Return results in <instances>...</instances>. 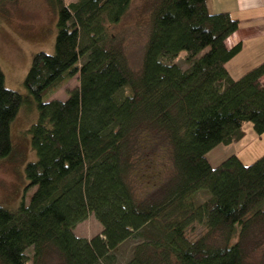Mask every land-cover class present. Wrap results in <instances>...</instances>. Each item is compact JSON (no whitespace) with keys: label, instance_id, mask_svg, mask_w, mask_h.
I'll use <instances>...</instances> for the list:
<instances>
[{"label":"trees","instance_id":"1","mask_svg":"<svg viewBox=\"0 0 264 264\" xmlns=\"http://www.w3.org/2000/svg\"><path fill=\"white\" fill-rule=\"evenodd\" d=\"M50 3L53 53L33 56L23 81L28 95L5 88L0 71V159L12 152L19 108L34 101L37 113L26 130L36 160L24 167L35 190L27 203L0 206V264H40L48 251L64 264H116L114 253L129 238L139 242L124 264H249L240 240L252 223L264 224V154L247 165L235 155L214 166L207 158L241 140L246 122L256 136L264 133V64L237 80L224 67L241 48L225 45L237 20L209 13L205 0H155L135 76L108 33L131 0ZM180 52L184 70L172 62ZM75 75L78 87L65 100L46 101ZM157 140L172 173L156 199L137 200L128 182L132 157ZM148 176H157L155 184L161 178ZM202 190L209 196L197 204ZM89 214L101 236H75ZM194 224L220 232L224 243L189 239Z\"/></svg>","mask_w":264,"mask_h":264},{"label":"rangeland","instance_id":"2","mask_svg":"<svg viewBox=\"0 0 264 264\" xmlns=\"http://www.w3.org/2000/svg\"><path fill=\"white\" fill-rule=\"evenodd\" d=\"M51 1L0 0V71L3 75L5 88L21 95H28L23 81L33 56L38 52L53 53L57 32V14L56 8L50 3ZM73 1L75 0H63L65 4ZM154 1L131 0L127 12L119 22L108 28L112 45L121 49L128 69L135 76L140 70L150 24V10ZM184 58L185 53L180 52L172 62L184 70L187 68ZM77 77L75 75L62 83L47 97L46 101L65 100L68 93L78 87ZM31 102L30 105H26V103L19 108L10 125L12 152L7 158L0 159V206L7 209L16 208L22 202L27 203L35 190V187L29 185L24 174L25 165L36 160V155L30 146L29 134L26 135V130L35 122L37 114L34 101ZM249 129L253 135H256L249 122L242 125L244 132ZM262 135L263 137L259 136L254 140H246L248 143L241 153V159L246 164H251L264 154V134ZM226 152L227 150H223L219 158L227 156ZM211 153L213 155V152H209L208 159L211 158ZM133 155L132 161L136 169L128 178L129 185L134 190L137 200L156 199L159 189L164 182H167L172 173L169 152L165 149L164 142L157 140L156 144L145 150L139 149ZM149 171L159 172L161 174L160 182L155 184L157 176L151 178L148 176ZM208 196L209 194L202 190L194 196L193 201L198 204ZM192 226V229L187 231L189 239L206 235V240L210 244L220 246L224 243L223 234L220 232L207 235V231L201 225L194 224ZM145 231L151 234L154 232L150 227L145 228ZM101 232L102 226L93 214H89L73 229L75 236L86 239L96 235L101 236ZM236 240L237 236L230 243L236 242ZM137 242L139 241L129 238L120 244L114 253L116 264H124L130 260L132 249ZM240 247L245 262L264 264V224L261 222L252 223L243 234ZM27 253L32 255V248H29ZM26 264H32V262L29 261ZM40 264H64V262L56 251H48Z\"/></svg>","mask_w":264,"mask_h":264},{"label":"crops","instance_id":"3","mask_svg":"<svg viewBox=\"0 0 264 264\" xmlns=\"http://www.w3.org/2000/svg\"><path fill=\"white\" fill-rule=\"evenodd\" d=\"M205 6L209 13L227 12L238 22L237 29L225 40L227 48L241 45L239 52L224 65L231 79L237 80L251 69L264 64V0H205ZM260 83L264 84V75ZM256 138L259 137L249 129L241 140L218 146V150L215 148L211 151L213 155L211 153L208 159L210 164L214 166L222 161L226 156L219 157L223 150H227L225 155H235L242 164L247 165L242 161L241 153L248 143L246 140Z\"/></svg>","mask_w":264,"mask_h":264}]
</instances>
